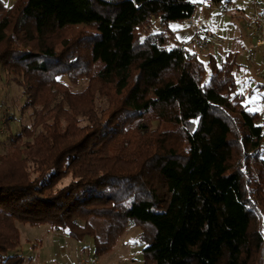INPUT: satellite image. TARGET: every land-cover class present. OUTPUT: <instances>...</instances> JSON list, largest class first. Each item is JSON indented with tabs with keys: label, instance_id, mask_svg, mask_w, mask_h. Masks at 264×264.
I'll use <instances>...</instances> for the list:
<instances>
[{
	"label": "trees",
	"instance_id": "obj_1",
	"mask_svg": "<svg viewBox=\"0 0 264 264\" xmlns=\"http://www.w3.org/2000/svg\"><path fill=\"white\" fill-rule=\"evenodd\" d=\"M195 8L190 0H0V70L22 86L33 119L0 154V264L21 258L12 253L17 221L93 235L100 254L140 226L142 264H259L264 127L238 92L236 54L219 65L209 53L207 64L184 44L171 48V30L137 34L153 18L164 26ZM83 25L93 33L76 45L101 63L97 81L114 91H69L60 79L86 65L74 46L57 53L52 39ZM91 218L109 221L106 238Z\"/></svg>",
	"mask_w": 264,
	"mask_h": 264
},
{
	"label": "rangeland",
	"instance_id": "obj_2",
	"mask_svg": "<svg viewBox=\"0 0 264 264\" xmlns=\"http://www.w3.org/2000/svg\"><path fill=\"white\" fill-rule=\"evenodd\" d=\"M6 6L12 7L17 0H2ZM200 1L201 3H196ZM241 1V0H240ZM240 4L243 8L242 12H236L234 15L221 16L218 12L209 8L203 7L208 5L209 0H193L197 4V17L203 24H207L212 19L217 21V26L224 37L228 40L222 48L214 50L213 47L208 50L196 46L193 42L194 29L185 21H178L171 28L166 31H172L170 35L169 46H174L175 43L184 44L191 51H196L199 58L205 63L209 62V53H213L217 58V63L222 64V61L232 52L236 54L237 62L241 68L236 70V77L238 81V92L245 95L244 103L248 105L251 112H258L260 114L261 123L264 127V51L258 47L252 38V31L246 18L252 14L250 0H243ZM253 1V0H252ZM239 0H235L231 9L235 12V8ZM264 6V0H260ZM237 11V9H236ZM219 16V18H218ZM195 17V18H197ZM212 22V21H211ZM219 22V25H218ZM170 28V29H169ZM162 31L161 24L153 18L151 22L141 25L137 30L138 36H145L149 33H157ZM175 32V37H174ZM93 33V28L88 26H80L78 28L69 27L64 31L54 35L52 41L57 53L72 48L76 49V54L79 55L81 64L86 65L84 69L80 70L76 75L72 72L60 76V79L65 84V88L69 91H114L113 88L103 86L100 81H97L96 74L102 67L101 63L93 62L87 58V53L83 49V43H77L76 38H80V34ZM241 40L246 49L240 45ZM219 43V42H218ZM72 48V49H73ZM219 49V50H218ZM228 54V55H227ZM81 55V58H80ZM226 57V58H225ZM75 68H72L73 71ZM71 78H70V77ZM98 95V94H97ZM25 104V95L23 88L11 74H8L3 69L0 70V154L9 152L11 150V135L19 134L23 126H31L33 119L31 117L32 109H23ZM98 104H102V100H98ZM101 107H108L107 103L100 105ZM99 106V108H100ZM86 121L81 125H86ZM157 121L154 122V128H158ZM172 124L161 123L158 130L171 128ZM132 128V126H131ZM83 135V134H81ZM135 133L126 135L130 138ZM262 147L259 151L261 158L264 159V139ZM112 145V144H111ZM117 150V149H116ZM115 150V151H116ZM114 151V152H115ZM243 153V150H242ZM250 167L254 176H259L262 167L255 160H249ZM250 176V175H249ZM253 177V175H252ZM71 181V177H67L60 182V186H64ZM264 186V184H260ZM264 192V190H263ZM261 207L264 209V198L259 199ZM264 214V212H263ZM92 228L94 233L98 235L99 239L106 238L107 229L110 225L109 221L104 218H91ZM20 232V243L16 250L12 253L21 254L15 264H142L143 263V247L144 243L141 241L140 234L142 229L140 226L131 225L114 248L109 253H97L95 238L93 235H85L84 237H75L67 231L56 230L50 224L43 223L40 225H31L23 221H17ZM101 241V240H100ZM23 255V256H22ZM9 264H12L11 262ZM259 264H264V254L261 255Z\"/></svg>",
	"mask_w": 264,
	"mask_h": 264
},
{
	"label": "built area",
	"instance_id": "obj_3",
	"mask_svg": "<svg viewBox=\"0 0 264 264\" xmlns=\"http://www.w3.org/2000/svg\"><path fill=\"white\" fill-rule=\"evenodd\" d=\"M252 3V14L246 18V21L251 28L253 40L256 45L264 51V6H262L259 0H253ZM207 4L208 5H203L202 8L207 6V8L218 12L222 16L232 15L228 8H223L221 5L216 4L211 0H209ZM199 17L195 18L193 14L183 20L194 29L192 42L203 50H208L209 48L214 47V44L217 42L222 44L223 37L217 24L211 22L203 24ZM161 19V16L156 18L157 21H160ZM177 22L178 21H167L164 26H162V31H165L168 27L171 28ZM171 48H173V45Z\"/></svg>",
	"mask_w": 264,
	"mask_h": 264
},
{
	"label": "crops",
	"instance_id": "obj_4",
	"mask_svg": "<svg viewBox=\"0 0 264 264\" xmlns=\"http://www.w3.org/2000/svg\"><path fill=\"white\" fill-rule=\"evenodd\" d=\"M190 1H191L193 4L195 3V2H193V0H190ZM234 1H235V0H232L231 3H227V4H225L224 8H228L229 11L231 12V14L235 16V13H236V12H242L243 8L240 7V4L243 3L244 1H243V0H241V1L239 0V3L237 4V6H236V8H235V12H233L232 9H231V5H233L232 3H234ZM252 2H253V1L250 0L251 9H252V5H253ZM196 3H201V2H200V1H196ZM196 5H197V4H196ZM196 8H197V7H196ZM196 8H195V12H194V16H195V17H197V14H200V11L197 12V9H196ZM236 9H237V11H236ZM218 14H219V13H218ZM221 16H222V15H221ZM222 17H223V16H222ZM218 18H219V16H218ZM213 20H214V19H212V20H211L212 22H211V21H210V22L213 23V24H217V23H216L217 21L215 22V21H213ZM208 23H209V22H208ZM218 25H219V22H218ZM171 29H172V28H171ZM172 30H173V29H172ZM173 31H175V30H173ZM221 34H222V32H221ZM174 37H175V32H174ZM222 37H223V42H222V44H221L220 42H219V43H218V42L215 43V44H214V47H213L214 50H216L217 48H222V47L226 44V41L229 39V38H228V35H227V37H224L223 34H222ZM236 40L239 41V39H236ZM241 40H242V39H241ZM241 40H240V41H241ZM240 41H239V42H240ZM224 42H225V43H224ZM223 43H224V45H223ZM240 45L242 46L243 49H244V48L246 49L245 44H244L242 41H241ZM218 50H219V49H218ZM230 53H232V52H230ZM234 54H235V52H234ZM227 55H228V54H227ZM225 58H226V57H225ZM12 264H13V263H12Z\"/></svg>",
	"mask_w": 264,
	"mask_h": 264
}]
</instances>
